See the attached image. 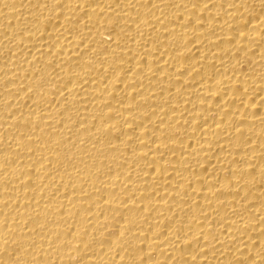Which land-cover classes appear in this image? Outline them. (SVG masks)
<instances>
[{"label": "bare ground", "instance_id": "6f19581e", "mask_svg": "<svg viewBox=\"0 0 264 264\" xmlns=\"http://www.w3.org/2000/svg\"><path fill=\"white\" fill-rule=\"evenodd\" d=\"M0 264H264V0H0Z\"/></svg>", "mask_w": 264, "mask_h": 264}]
</instances>
